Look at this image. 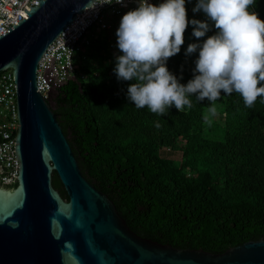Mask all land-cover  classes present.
<instances>
[{
  "label": "trees",
  "instance_id": "obj_1",
  "mask_svg": "<svg viewBox=\"0 0 264 264\" xmlns=\"http://www.w3.org/2000/svg\"><path fill=\"white\" fill-rule=\"evenodd\" d=\"M196 3L186 0L187 18L204 21L202 12L192 11ZM249 11L264 21V0ZM120 20L90 39V67L75 69L74 79L46 100L81 175L141 238L213 254L264 240V97L248 108L238 93H221L223 114L211 126L203 120L210 102L194 95L192 108L172 107L164 116L136 108L127 99L134 81H118L113 71ZM192 31L189 24L180 53L166 65L183 77L181 84L193 78L198 58V52L185 56L188 45L215 34L197 40ZM51 184L67 201L55 173Z\"/></svg>",
  "mask_w": 264,
  "mask_h": 264
},
{
  "label": "water",
  "instance_id": "obj_2",
  "mask_svg": "<svg viewBox=\"0 0 264 264\" xmlns=\"http://www.w3.org/2000/svg\"><path fill=\"white\" fill-rule=\"evenodd\" d=\"M0 35V71L16 95V188H0V264H264V240L221 254L177 249L133 233L112 201L83 176L35 72L46 48L94 0H35ZM55 173L67 196L52 187ZM9 192V193H8Z\"/></svg>",
  "mask_w": 264,
  "mask_h": 264
},
{
  "label": "clouds",
  "instance_id": "obj_3",
  "mask_svg": "<svg viewBox=\"0 0 264 264\" xmlns=\"http://www.w3.org/2000/svg\"><path fill=\"white\" fill-rule=\"evenodd\" d=\"M255 2L197 0L192 11L202 12L206 19L189 21L186 0H164L158 5L137 0L138 6L122 16L115 34L120 55L114 74L118 81H134L127 87V99L136 108L147 107L160 116L172 107L178 112L192 108L190 96L198 102L207 99L211 106L203 120L209 126L221 93H238L251 108L258 97H264V21L249 11ZM115 3L123 5L124 0ZM189 24L197 40L213 29L215 34L188 45L185 56L198 52V58L193 78L181 84L183 77L178 79L166 65L180 53ZM155 126L161 127L159 122Z\"/></svg>",
  "mask_w": 264,
  "mask_h": 264
},
{
  "label": "built area",
  "instance_id": "obj_4",
  "mask_svg": "<svg viewBox=\"0 0 264 264\" xmlns=\"http://www.w3.org/2000/svg\"><path fill=\"white\" fill-rule=\"evenodd\" d=\"M154 4L155 0H148ZM103 5H98L102 4ZM110 3V4H109ZM38 6L35 0H0V35L18 26V20H26L30 8ZM138 6L137 0H94L89 7L78 13L40 57L35 72L36 91L44 98L74 79L73 56L82 53L90 44L85 34L96 25L99 31L109 30L110 21ZM15 83L11 69L0 71V185L16 184L18 162L14 159V138L17 132Z\"/></svg>",
  "mask_w": 264,
  "mask_h": 264
},
{
  "label": "rangeland",
  "instance_id": "obj_5",
  "mask_svg": "<svg viewBox=\"0 0 264 264\" xmlns=\"http://www.w3.org/2000/svg\"><path fill=\"white\" fill-rule=\"evenodd\" d=\"M164 2V0H155L154 4L158 5L159 3ZM105 32L104 31H99L98 27L96 25H93L85 34V39L87 41L90 42V39L93 37L95 38H101L102 35H104ZM101 41V40H100ZM93 44H89L87 46L86 49H84V51L82 53H75L73 56V66L75 69H81L84 68L83 70L89 68L90 66V61H92V57H90V53L92 51V46ZM223 97L221 96L220 99L218 101H216V107H217V115L215 117H210L212 123L214 125H217L218 123H220V116H222L223 114V101H222ZM207 109L204 110V114H206ZM217 123V124H216ZM170 157H172V159L177 160L179 158L178 154H170ZM0 188L3 189H7V187L4 186H0ZM11 190V189H9Z\"/></svg>",
  "mask_w": 264,
  "mask_h": 264
},
{
  "label": "bare ground",
  "instance_id": "obj_6",
  "mask_svg": "<svg viewBox=\"0 0 264 264\" xmlns=\"http://www.w3.org/2000/svg\"><path fill=\"white\" fill-rule=\"evenodd\" d=\"M1 192H3L2 190H0ZM9 193V192H8Z\"/></svg>",
  "mask_w": 264,
  "mask_h": 264
}]
</instances>
